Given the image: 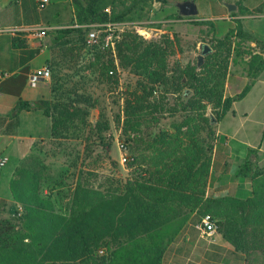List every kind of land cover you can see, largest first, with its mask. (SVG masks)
Instances as JSON below:
<instances>
[{"label": "trees", "instance_id": "1", "mask_svg": "<svg viewBox=\"0 0 264 264\" xmlns=\"http://www.w3.org/2000/svg\"><path fill=\"white\" fill-rule=\"evenodd\" d=\"M154 3L169 4L168 0H71L73 17L66 27L56 30L54 40L65 39L70 47L63 50V57H70L93 26L147 21ZM22 4L25 19L33 15L25 23L36 24L41 12L37 2L29 10L26 0ZM174 16L182 19L178 13ZM196 23L213 28L210 21ZM245 41L254 43L257 52L245 51L240 45ZM105 44L101 41L95 46V61L87 67L89 76L116 85L117 69L129 68L143 78L141 92L133 94V102H126L122 125L124 134L139 135L132 143L137 155L133 160L126 157L127 166L136 167L115 190L94 189L77 182L67 213L58 211L49 196L41 195L38 172L31 167L17 168L9 181V192L23 213L17 221L0 218V264H161L167 246L196 211L215 220L217 231L245 254L247 264H264V167L258 165V151L250 149L238 171V176L251 178L250 198L206 197L215 126L235 101L246 96L264 70V40L244 32L239 23L221 39H212L213 51L203 65L183 72L184 87L193 93L187 99L179 98L180 110L176 113L181 119L173 134L154 132L153 125L164 114L169 112L174 117L176 113L167 107L165 97L152 98V93L169 82L166 73L170 58L175 56V43L163 35L145 41L131 30L114 41L113 49ZM231 54L232 62L249 56L248 83L234 97H225ZM59 58L57 55L50 62L53 84L56 72L52 69L58 66ZM28 73L24 68L0 83L1 94L17 98L15 112L32 110L31 103L21 98ZM171 80L180 85L174 75ZM55 90L53 85L51 99L36 103V109L50 120V138L82 140L93 133L103 140L108 124L97 123L92 128V106L82 99L83 93L74 89L66 93V98L55 96ZM208 107L213 124L210 115L206 116ZM6 142V138H0V152Z\"/></svg>", "mask_w": 264, "mask_h": 264}, {"label": "rangeland", "instance_id": "2", "mask_svg": "<svg viewBox=\"0 0 264 264\" xmlns=\"http://www.w3.org/2000/svg\"><path fill=\"white\" fill-rule=\"evenodd\" d=\"M161 6L163 7V5ZM160 9L155 8L154 4H152L147 21L117 24L115 33L118 38L115 41L120 39L124 31L136 30L137 35L145 41H153V39L163 35L164 38L175 43V56L170 58V70L166 73L169 82L161 87H156L152 93V98L165 97L167 107L176 113L180 110L179 98L187 99L193 93L189 87H184L186 78L182 77L183 72L189 67H196L200 46L203 44L208 45L212 52V39L217 38L211 36L213 28L207 26L206 29L203 27L205 26L204 24H197L196 22L198 21L188 20L179 24L161 22L162 20H183L184 17L179 19L174 16L175 13L174 15L165 16V18H158L157 13L160 12ZM200 14L199 16H202ZM218 23L222 22L218 21ZM100 26L106 28L104 25ZM101 27H98V36L103 41L105 33L102 32ZM149 30H156L159 33L156 35L149 32ZM47 35H53L52 57L60 56L56 61L58 66L54 70L52 69V73L56 72L54 84L51 82V87L54 85L57 89L55 90V96L66 95L65 97L67 98L68 95L66 93L74 89L79 93H83L85 97L82 99L92 106L90 111L92 128L97 123H107L109 129L103 134V140L96 138L93 133H90L82 140L55 141L50 138L51 125L49 120L39 116L40 118L36 122H30L25 125L26 128L30 129L36 126L38 127L37 131L26 130L22 137L17 140L9 141L7 139L5 148L0 152V159L3 157L9 159V162L7 160L6 164L0 169V193L4 195L10 193L9 181L17 168L22 166L31 167L40 175L41 195L49 196L58 211L67 213L71 195L77 182L94 189L115 190L134 171L136 166L129 168L126 162L124 164L120 162V155L124 152L119 149L118 145L119 143L126 145L125 154L128 158L131 157L133 160V157L137 155L133 153L132 143L139 135L134 132L124 134L122 125L125 119L126 102H133V94L141 92L139 83L142 82L143 78L136 77L129 68L125 70L117 69L118 84L101 83L93 75L89 76L87 74L89 63L95 61L94 53L96 48L95 46L88 47L85 44V37H83L84 43L78 42L75 46L74 53L70 58L68 56L63 57V50L70 47L69 44L65 43V39L61 41L54 40L57 36L56 30L46 31ZM240 45L245 51L253 54L257 52L256 46L252 42H240ZM231 59L232 54L227 66V77L232 69L239 70L240 68L244 69V74L247 76L246 63L249 56L237 59L236 62H232ZM173 75L177 77L180 83L179 86H176L174 81L171 80ZM40 88L42 95L48 89H43V85ZM185 91L189 93L187 97H184ZM255 98V92H253L245 101L249 102ZM210 111L211 109L208 107L206 116L210 115ZM167 113L163 115L162 120L153 125L155 133L173 134L175 132V127L179 124V119H181L179 113L174 114V117H170L172 113ZM182 131H185V128ZM258 165L261 168L264 167V164H259V162ZM9 198L13 204H9L4 200L5 204H0V217L3 218L5 215L13 214L12 217H9L17 221L23 213L22 206L16 204L11 196Z\"/></svg>", "mask_w": 264, "mask_h": 264}, {"label": "crops", "instance_id": "3", "mask_svg": "<svg viewBox=\"0 0 264 264\" xmlns=\"http://www.w3.org/2000/svg\"><path fill=\"white\" fill-rule=\"evenodd\" d=\"M37 1L26 0V10L32 9L33 3ZM178 1L183 0H168L169 4L163 7L160 3H154L155 8L162 7L157 13L158 18L178 13ZM195 3L198 15L194 18L184 17L183 20L161 22L179 24L188 20L210 21L213 27L211 36L217 39L222 38L239 23L244 32L258 40H264V0H195ZM226 3L235 5L236 9L229 11ZM70 4L71 0H50L47 7L40 12L39 21L36 24H27L25 20L33 19V15L26 16L25 19L22 0H0V83L6 77L19 74L24 68L31 72L50 66L53 59V35L39 38L35 33L40 29L55 31L66 27L73 17ZM246 11H255V14L250 15ZM200 13L202 16H199ZM218 21L222 23L219 24ZM207 26L203 27L207 29ZM51 81L41 80L35 87L26 83L21 98L35 105L30 111L15 112L17 98L0 93V138L14 141L21 138L26 130L37 131L38 127L33 126L30 129L25 125L44 117L42 111L36 109V103L51 99ZM247 83L248 78L243 68L232 69L227 77L225 97H234ZM41 85L43 89L48 88L43 95ZM253 92L256 98L245 101ZM215 128L216 138L206 197L246 200L252 196V181L249 177L238 176L239 167L246 160L250 149L258 151V162L264 164V70L246 96L232 104L230 111ZM9 196L10 193H0V204L3 205L4 200L13 204ZM9 216L12 217L13 214L0 218L11 219ZM201 217L198 211L189 216L175 239L167 246L161 264H247L245 254L227 242L217 228L209 235L198 229Z\"/></svg>", "mask_w": 264, "mask_h": 264}, {"label": "built area", "instance_id": "4", "mask_svg": "<svg viewBox=\"0 0 264 264\" xmlns=\"http://www.w3.org/2000/svg\"><path fill=\"white\" fill-rule=\"evenodd\" d=\"M50 3V0H38V9L39 11L44 10L47 5ZM118 25L117 24H107L104 25L106 28H102L100 25L93 26L89 29V31L86 33L85 36V44L88 47H94L99 45L101 42V39L98 36V27H101L102 32L105 33L103 42H105L106 46H110L111 49L114 48V41L118 38V36L115 33V29ZM46 29H40L35 34L37 37L42 38L46 35ZM6 76V75H4ZM51 77V68L49 65L42 67L41 69L34 70L28 73L27 75V85L30 87H35L41 80H48ZM119 149L123 151L124 153H121L120 155V162L124 164L126 162V145L124 143H119ZM7 157H3L0 159V169L6 164ZM198 229L204 233V234H211L216 230L215 226V220H213L210 215H203L201 217L200 223L198 224ZM100 254H103V251L101 250L99 252Z\"/></svg>", "mask_w": 264, "mask_h": 264}, {"label": "water", "instance_id": "5", "mask_svg": "<svg viewBox=\"0 0 264 264\" xmlns=\"http://www.w3.org/2000/svg\"><path fill=\"white\" fill-rule=\"evenodd\" d=\"M226 8L231 11V10H235L236 6L233 4H225ZM176 9L177 12L179 14V16L181 17H194L198 15V8L197 5L195 3V0H183V1H178L176 2ZM149 32L151 33H155L156 35H158L157 33H159V31L156 30H149ZM200 54L197 56V68H200L203 63H204V58L211 53V49L208 45H201L200 46ZM188 92L185 91L184 92V97L188 96ZM35 105L33 103H31V107H34ZM211 118V123H215V120L213 119V117L210 115Z\"/></svg>", "mask_w": 264, "mask_h": 264}]
</instances>
